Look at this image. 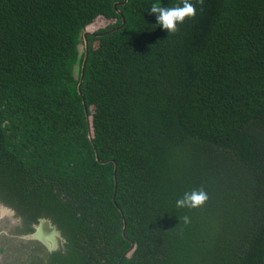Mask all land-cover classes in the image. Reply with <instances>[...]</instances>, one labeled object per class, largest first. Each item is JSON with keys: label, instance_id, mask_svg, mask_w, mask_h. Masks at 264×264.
Wrapping results in <instances>:
<instances>
[{"label": "trees", "instance_id": "16d2710c", "mask_svg": "<svg viewBox=\"0 0 264 264\" xmlns=\"http://www.w3.org/2000/svg\"><path fill=\"white\" fill-rule=\"evenodd\" d=\"M177 3L0 0V204L60 231L42 264H264V0L168 36Z\"/></svg>", "mask_w": 264, "mask_h": 264}, {"label": "flooded vegetation", "instance_id": "af4514ba", "mask_svg": "<svg viewBox=\"0 0 264 264\" xmlns=\"http://www.w3.org/2000/svg\"><path fill=\"white\" fill-rule=\"evenodd\" d=\"M12 210L15 212L13 215ZM12 210H5L2 213L7 214L10 220L8 225L11 227L8 231L4 225L0 228V264H42L48 260L47 254L53 255L65 248L62 235L56 237V243H51L46 238L47 229L41 224L44 218L33 220L31 217L27 220L14 209ZM39 232L45 239L39 237ZM9 248H11L10 252Z\"/></svg>", "mask_w": 264, "mask_h": 264}, {"label": "clouds", "instance_id": "9594fccd", "mask_svg": "<svg viewBox=\"0 0 264 264\" xmlns=\"http://www.w3.org/2000/svg\"><path fill=\"white\" fill-rule=\"evenodd\" d=\"M201 5V10L204 0H178L174 6H161L153 4L149 13L156 17L157 26L168 33V36L175 35L179 30V26L184 25L188 20L194 19L197 15L196 4ZM209 200L208 192L205 188H194L186 191L181 197L175 201L177 210L187 209L194 211L202 208ZM184 225L191 223V217L187 214L180 217Z\"/></svg>", "mask_w": 264, "mask_h": 264}, {"label": "water", "instance_id": "95a60500", "mask_svg": "<svg viewBox=\"0 0 264 264\" xmlns=\"http://www.w3.org/2000/svg\"><path fill=\"white\" fill-rule=\"evenodd\" d=\"M88 33H85L84 34V38H85V47H86V52H87V55H86V59H87V57H88V49H89V43H88V40H87V35ZM85 65H86V60H85V62H84V65H83V77H84V71H85ZM83 77H82V81H83ZM84 102H85V100H84ZM85 109L87 110V107H86V105H85ZM88 121H89V125H90V132H91V140H92V142L94 143V141H93V137H92V130H91V123H90V118H89V115H88ZM96 153H97V149H96ZM117 173V165H116V167H115V174ZM41 224H42V227L44 228V229H47V239L49 240V241H51V243H56L57 242V239H56V237L57 236H59V237H61V233H60V231H58V229H57V227L55 226V225H53L52 224V222L50 221V220H48V219H43L42 221H41ZM38 229H39V231H40V227H38ZM125 230H126V226H125ZM39 237H42L43 238V236H42V234H41V232H39ZM43 239H45V238H43ZM53 245V244H52ZM133 247H134V244H133ZM133 247L131 248V250L133 249ZM130 250V251H131ZM126 255H127V253H126Z\"/></svg>", "mask_w": 264, "mask_h": 264}, {"label": "rangeland", "instance_id": "374dc122", "mask_svg": "<svg viewBox=\"0 0 264 264\" xmlns=\"http://www.w3.org/2000/svg\"><path fill=\"white\" fill-rule=\"evenodd\" d=\"M112 22L103 18V17H100L97 19V21L89 28V30L87 31H90V32H95L99 29H103V28H106L108 25H110ZM84 47L85 45H81L80 46V50H81V53L84 52ZM1 207H5V208H1ZM5 210H12L11 207H7L3 204H0V228L4 225L5 226V229L8 231L11 227L10 225H8L10 223V220H8V217H7V214L3 215L2 213L5 211ZM13 211V210H12ZM15 212L13 211L12 215L14 214ZM10 244V243H8ZM45 263V262H43Z\"/></svg>", "mask_w": 264, "mask_h": 264}]
</instances>
